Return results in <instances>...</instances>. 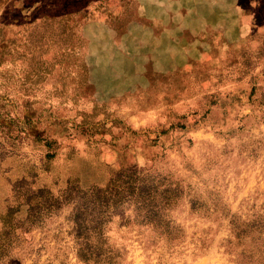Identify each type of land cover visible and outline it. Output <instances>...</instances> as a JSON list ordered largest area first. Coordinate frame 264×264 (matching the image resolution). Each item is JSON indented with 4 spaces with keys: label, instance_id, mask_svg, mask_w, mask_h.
I'll return each mask as SVG.
<instances>
[{
    "label": "rangeland",
    "instance_id": "rangeland-1",
    "mask_svg": "<svg viewBox=\"0 0 264 264\" xmlns=\"http://www.w3.org/2000/svg\"><path fill=\"white\" fill-rule=\"evenodd\" d=\"M132 165L175 240L127 204L121 264H264V0H0V264H82L54 198Z\"/></svg>",
    "mask_w": 264,
    "mask_h": 264
},
{
    "label": "trees",
    "instance_id": "trees-1",
    "mask_svg": "<svg viewBox=\"0 0 264 264\" xmlns=\"http://www.w3.org/2000/svg\"><path fill=\"white\" fill-rule=\"evenodd\" d=\"M158 183L149 173L132 165L111 176L102 187L62 189L54 201L59 203L60 197L71 201L70 221L77 257L82 264L122 263V253L107 241L106 225L127 204L134 205L132 221L149 224L166 242L175 240L165 212L174 196L169 189H159Z\"/></svg>",
    "mask_w": 264,
    "mask_h": 264
}]
</instances>
